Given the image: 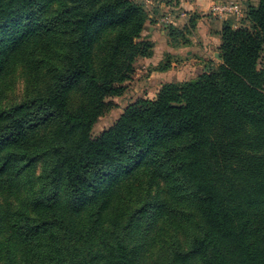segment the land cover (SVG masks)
I'll return each instance as SVG.
<instances>
[{
  "label": "trees",
  "instance_id": "1",
  "mask_svg": "<svg viewBox=\"0 0 264 264\" xmlns=\"http://www.w3.org/2000/svg\"><path fill=\"white\" fill-rule=\"evenodd\" d=\"M244 9L238 28L222 27L219 64L162 85L93 138L152 56L149 12L131 0H0V76L31 41L58 47L43 88L0 108V184L17 188L42 162L28 212L0 227L19 264H143L159 222L172 235L153 264H264V0ZM162 29L188 43L187 28Z\"/></svg>",
  "mask_w": 264,
  "mask_h": 264
},
{
  "label": "rangeland",
  "instance_id": "2",
  "mask_svg": "<svg viewBox=\"0 0 264 264\" xmlns=\"http://www.w3.org/2000/svg\"><path fill=\"white\" fill-rule=\"evenodd\" d=\"M138 5H143L146 11L151 14L158 8L151 7L149 0H131ZM165 3H175L177 0H163ZM236 3L245 5L244 0H217L215 3ZM214 4V3H213ZM152 8L150 10L149 8ZM45 41H31L24 48L14 53L0 76V108L8 107L14 103L22 101L26 96L41 90L50 74V67L56 66L57 44L44 45ZM209 64V63H208ZM258 68L264 72V45L260 52ZM135 75V74H134ZM134 76L124 84V93L121 97L113 98L114 108L99 118L93 126L91 136L96 138L101 133L108 130L130 106L141 100L139 90H135ZM42 162L33 164L23 175L21 184L17 188L10 190L0 184V227L5 219V215L14 209L22 208L28 212V200L36 193L41 174ZM159 188L164 189V185L159 183ZM158 191L157 188L153 190ZM160 191V190H159ZM163 200L169 201L166 193H160ZM186 214L195 228L198 224L197 212L190 208L186 209ZM1 230V229H0ZM172 235V232L158 223L156 229L148 237L147 252L143 264H153L157 249L165 244ZM6 247L8 251L6 252ZM0 264H19L18 252L12 241H7L0 231Z\"/></svg>",
  "mask_w": 264,
  "mask_h": 264
},
{
  "label": "crops",
  "instance_id": "3",
  "mask_svg": "<svg viewBox=\"0 0 264 264\" xmlns=\"http://www.w3.org/2000/svg\"><path fill=\"white\" fill-rule=\"evenodd\" d=\"M217 0H177L171 4L163 0H149L151 7L158 8L149 15L141 39L152 44V56L139 59L134 65L135 90L142 99L152 100L162 85L184 83L199 77L208 63H220V33L224 23L231 19L214 17L210 8ZM247 7H257L258 0H244ZM149 8L152 10V8ZM169 15L178 29L187 28L186 45H173L166 32L158 24L162 16ZM232 21V20H231ZM220 58V55H219ZM167 63L164 71L157 70Z\"/></svg>",
  "mask_w": 264,
  "mask_h": 264
},
{
  "label": "built area",
  "instance_id": "4",
  "mask_svg": "<svg viewBox=\"0 0 264 264\" xmlns=\"http://www.w3.org/2000/svg\"><path fill=\"white\" fill-rule=\"evenodd\" d=\"M244 6L236 3H214L210 8V14L214 17H222L224 19H231L232 27L238 28L244 18ZM158 24L162 26L173 25L172 19L169 15L162 16Z\"/></svg>",
  "mask_w": 264,
  "mask_h": 264
},
{
  "label": "water",
  "instance_id": "5",
  "mask_svg": "<svg viewBox=\"0 0 264 264\" xmlns=\"http://www.w3.org/2000/svg\"><path fill=\"white\" fill-rule=\"evenodd\" d=\"M217 59H220V58H219V55H217Z\"/></svg>",
  "mask_w": 264,
  "mask_h": 264
}]
</instances>
